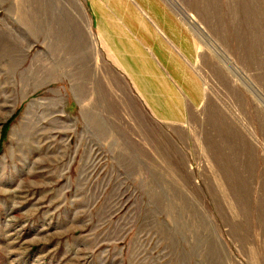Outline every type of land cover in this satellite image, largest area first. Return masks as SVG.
Masks as SVG:
<instances>
[{
    "label": "rangeland",
    "instance_id": "374dc122",
    "mask_svg": "<svg viewBox=\"0 0 264 264\" xmlns=\"http://www.w3.org/2000/svg\"><path fill=\"white\" fill-rule=\"evenodd\" d=\"M0 264H264V0H0Z\"/></svg>",
    "mask_w": 264,
    "mask_h": 264
},
{
    "label": "crops",
    "instance_id": "0c3cea01",
    "mask_svg": "<svg viewBox=\"0 0 264 264\" xmlns=\"http://www.w3.org/2000/svg\"><path fill=\"white\" fill-rule=\"evenodd\" d=\"M154 11V10H153ZM155 16V26H157L160 31L161 35L164 36L163 38L160 34L153 31L154 33H146L145 29H143V26L138 24V29L141 35V46L142 44H147L148 46H152V48L156 49L155 53V59L157 63L165 68L168 69L169 72H172V79L177 82V86L181 92H183L185 95H189V89H192L194 87L191 86L189 83V76L186 75L188 72L187 66H186V59L185 55L183 56H177L173 49L170 48L169 43L165 40L167 39L170 43H172L173 46H179L182 48L181 43H183V31L179 26H176V24L173 22L170 17H164L162 16V19H159L157 17V12L154 11ZM160 16V15H159ZM141 24V23H140ZM163 31V32H162ZM138 34V32H136ZM138 42L137 38L134 40V44ZM132 43V46L134 45ZM139 49V48H138ZM140 50V49H139ZM153 73L150 74V78H155V80L158 82L159 87H163L162 83L166 79V75H164L163 71L160 69H157L154 67ZM141 77H148L147 72L144 71L142 74H140ZM189 88V89H188ZM188 90V93H187ZM158 95H161L158 93ZM171 95L174 98V104H178L179 108L182 107L183 100L181 98L180 92L173 86L171 90ZM177 112H180L178 108H176ZM174 110V111H175ZM176 112V111H175Z\"/></svg>",
    "mask_w": 264,
    "mask_h": 264
},
{
    "label": "bare ground",
    "instance_id": "6f19581e",
    "mask_svg": "<svg viewBox=\"0 0 264 264\" xmlns=\"http://www.w3.org/2000/svg\"><path fill=\"white\" fill-rule=\"evenodd\" d=\"M24 22H25V21H24ZM25 25H26V24H25ZM27 25H28V24H27ZM27 25H26V26H27Z\"/></svg>",
    "mask_w": 264,
    "mask_h": 264
}]
</instances>
